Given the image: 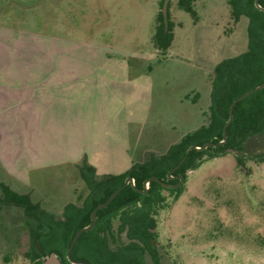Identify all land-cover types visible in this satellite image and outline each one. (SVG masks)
Segmentation results:
<instances>
[{
	"label": "rangeland",
	"instance_id": "rangeland-1",
	"mask_svg": "<svg viewBox=\"0 0 264 264\" xmlns=\"http://www.w3.org/2000/svg\"><path fill=\"white\" fill-rule=\"evenodd\" d=\"M228 1L196 0L195 20L179 0H170L174 42L163 54L152 41L161 0H0V159L6 165L0 161V180L61 214L67 202L81 203L87 193L78 166L64 161L71 150L66 137L83 128L86 156L94 151L103 157L110 153L96 147L95 133L111 146L119 134L140 144L137 132L143 129L163 131L172 124L182 132L198 126L211 103L207 83L214 67L247 49L248 18L236 23ZM123 60L126 83L109 81L107 75L122 74ZM44 71L45 82L57 84L39 93L34 86ZM88 74L87 93L78 76ZM38 113L50 123L37 129ZM68 127L73 134L66 133ZM38 135L45 144L37 156ZM137 148L104 172H124L153 153L143 156ZM13 175L22 177L26 189ZM22 209L0 202V264H31L18 246L28 238ZM157 231L161 264H264V160L239 166L231 152L204 160L187 172L183 192L160 213Z\"/></svg>",
	"mask_w": 264,
	"mask_h": 264
},
{
	"label": "trees",
	"instance_id": "trees-1",
	"mask_svg": "<svg viewBox=\"0 0 264 264\" xmlns=\"http://www.w3.org/2000/svg\"><path fill=\"white\" fill-rule=\"evenodd\" d=\"M196 0H179V6L197 20ZM231 14L236 23L248 18L247 49L228 56L216 64L211 80V103L205 121L187 131L161 154L151 153L147 159L136 161L130 169L116 174L98 176L96 168L85 158L78 165L80 177L87 188L81 203L67 202L61 214L42 209L39 203L31 202L27 193L12 189L0 180L2 204L23 206L24 226L28 235L25 243H18L23 256L31 264H44V256L56 252L63 264H73L67 257V249L75 233L91 222L93 209L105 202L127 177L132 176L139 189L145 182L157 176L168 184L175 185L179 175L185 179L177 187H167L152 180L146 192L132 184L126 186L113 201L98 211L94 228L84 232L78 239L72 257L79 262L93 264H161L162 246L158 240V218L163 210H169L184 190L187 172L195 169L204 160L226 153L227 148L244 154H235L238 165L244 166L247 159L264 160V88L238 102L234 118L228 126V140L223 145L210 146L205 150L192 149L184 163L168 173L179 163L187 149L196 144L223 140V128L230 116L231 103L264 81V10L255 0H229ZM157 14L152 41L155 49L166 54L174 42V23L168 7V26L162 11ZM264 7V0H260ZM130 62V61H129ZM39 236L41 253L35 244ZM31 239V240H30ZM31 241L28 243V241ZM27 244V245H25ZM9 261V257L6 260Z\"/></svg>",
	"mask_w": 264,
	"mask_h": 264
},
{
	"label": "crops",
	"instance_id": "crops-1",
	"mask_svg": "<svg viewBox=\"0 0 264 264\" xmlns=\"http://www.w3.org/2000/svg\"><path fill=\"white\" fill-rule=\"evenodd\" d=\"M45 51H46L45 52L46 54L53 52L52 47H50L49 49H47ZM118 63H120V64H118V65H120L119 69L123 70L122 74L113 73L112 75H107V78L109 81H115V80L119 79L122 82L126 83V80L128 79V75H129L127 73V61L123 60L122 62H118ZM66 67H67V69L70 70L69 78L72 81L74 79L73 67L71 65H68V64L66 65ZM114 68H116V66ZM47 73L48 72L44 71V73H43L44 79L35 82L36 84L34 87L37 89V91L39 90V93L41 92V89L44 86H45L44 89L47 92H49V91L54 90L53 87L56 86V84H57L54 81L53 82H45V81H49L46 78V77H48ZM79 77L81 79V82L86 85L87 93H88V91L91 90L90 82L92 81V80H90L89 74L78 76V78ZM98 77H99V74L95 75L93 78V81H96V79ZM207 84L211 85V81ZM210 93H211V87L209 88V97H210ZM196 96L198 97L199 93L196 94ZM197 97H194V102H196L195 99ZM25 99L26 98H24V100H23L24 103L27 102ZM41 102H42L41 98L37 99L36 107H38L41 104ZM22 111H24V114L21 117H22V120L25 121V120H27V116H28L27 108H26L27 113L25 112L24 109ZM205 113L206 112H204V114ZM42 115L43 114H40V113L36 114L37 118L39 117V120H38L39 122H38V125L36 127L37 129L40 126L43 127L42 126L43 123L45 125H48L47 123H50L48 120L43 121ZM114 117L117 119V116H114ZM70 118H72V117H70ZM204 121H202L199 125H201ZM69 123H72L71 119L69 120ZM198 126H196V127H198ZM195 128H193V129H195ZM48 129H50V128H48ZM193 129H191V130H193ZM40 131H41V129L39 131H36V133H40ZM42 131H43V129H42ZM73 131H74L73 129H70L68 127L66 133L68 132L70 135V134H73L72 133ZM146 131H147V129H143L142 131L137 132V137H138L140 144L137 143L138 141H136V143L131 142V140L128 138V136H123V139H122V135L119 134V136L115 138V145H111V146L109 145L108 142H105V138L104 139L102 138V140H100V135L98 134V136H97L96 133L95 134L93 133L94 134L93 135V141H94L95 145L98 144V146H96V147H98L99 150H103V147L105 149L109 150L110 154L106 153V154H103V157H101V156H97V154L94 155L93 154L94 151L89 156L88 155L86 156V153L88 151L86 149V146H87V142H88L89 137H88V134L87 135L85 134V132L83 131V128H82V130H80V133L78 135L74 136V138H72L71 136H70V139L68 137H66V144H64V145H67L68 148L71 150L65 149L67 152H69L68 154L70 155L69 156L70 158H69V160L64 159V161H65V163H67V165L73 164V165L78 166L79 164H81V162L83 161V159L86 156L87 161L96 168L97 173H102V174H105V173L106 174L121 173V172H123V170H117V172H116V170L104 172L103 169H104V166L105 167L111 166L112 169H116V167L119 165V162L122 159V157H130V155H132L131 152L133 151V147L135 148V146H137V145H138L137 151L139 152L140 150H142L144 152L143 156H145L147 151L157 153V154L164 153L172 143L178 141L189 130H184L181 132V131L177 130L171 124L167 127V129H165L163 131H160L157 129H154V131H152L150 133H146ZM59 138H60V136L58 137V139ZM37 141L39 142V144H36V146H35V154L38 156L39 153L42 154V152H41L42 144H45L44 143L45 141H43L42 136H39L37 138ZM117 151H119L118 154L116 153ZM102 152H104V151H100L99 154H101ZM0 161L3 163V161L1 159H0ZM47 163L48 162H45L44 164H47ZM3 164H4V166H6L5 163H3ZM40 166H42V164H40ZM102 170H103V172H102ZM13 177H14V175H13ZM14 178L16 179L18 186L24 187L23 185H26L25 181L22 179V177L20 175H15ZM24 189H26V187H24Z\"/></svg>",
	"mask_w": 264,
	"mask_h": 264
},
{
	"label": "water",
	"instance_id": "water-1",
	"mask_svg": "<svg viewBox=\"0 0 264 264\" xmlns=\"http://www.w3.org/2000/svg\"><path fill=\"white\" fill-rule=\"evenodd\" d=\"M169 2H170V0H164L163 7H162V11H163V14H164L165 25L166 26H168V7H169ZM255 3H256V5H257L258 8L264 10V7L260 4V0H255ZM262 88H264V81L262 83H260L259 85H257L256 87L252 88L251 90L247 91L243 95L239 96L238 98H236L231 103V106H230V116H229V119L226 121V123L224 125V128H223V136H224L223 140H221L219 142H212V141H210V142L205 143L202 146H198L196 144L191 145L187 149L185 155L182 157V159L179 161V163L168 173V177L169 178H173V172L175 170H177L184 163V161L187 159V157H188V155H189V153L191 152L192 149L205 150V149H207L210 146H217V145H223V144H225L227 142V140H228V126L231 124V122L233 121V118H234V108H235V105L238 102L242 101L243 99L247 98L248 96H250L251 94H253L254 92H256V91H258V90H260ZM226 152H231V153H234V154H244V153L240 152L239 150L233 149V148H227L226 149ZM178 177H179V181L175 185L168 184L167 182L163 181L162 179H160L157 176L150 177L149 179L146 180V182L144 184L145 185V189H139L135 185V181H134V179H133L132 176L127 177L125 183L121 187H119L116 191H114V193L105 202L100 203L99 205H97L93 209L92 214H91V217H92L91 222L88 225L82 226L75 233V235L73 236V238H72V240L70 242V245H69V247L67 249V257L70 260V262H72L73 264H93V263H89V262H79V261H76L72 257V251H73V249H74V247H75L78 239L81 237V235L84 232L91 230L96 225L97 220H98V211L100 209H103L104 207L108 206L113 201V199L126 186H128L129 184H132L135 189L140 190V191H143V192H146L147 189L149 188L150 182L152 180H154V181H157V182H159L162 185L167 186V187H177V186L181 185V183L185 179L184 174H180ZM35 244H36V247L38 248V250L41 253H44V251H43V249H42V247L40 245V242H39V236H36V238H35ZM44 264H63V263H62V260H61L60 256L56 252H51L48 255L44 256Z\"/></svg>",
	"mask_w": 264,
	"mask_h": 264
},
{
	"label": "flooded vegetation",
	"instance_id": "flooded-vegetation-1",
	"mask_svg": "<svg viewBox=\"0 0 264 264\" xmlns=\"http://www.w3.org/2000/svg\"><path fill=\"white\" fill-rule=\"evenodd\" d=\"M49 211V210H48ZM49 212H51V213H53V214H59V213H57V212H53V211H49ZM62 213V212H61ZM36 238V237H35ZM35 241V240H34Z\"/></svg>",
	"mask_w": 264,
	"mask_h": 264
}]
</instances>
